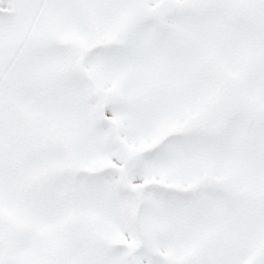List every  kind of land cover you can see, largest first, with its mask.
Here are the masks:
<instances>
[{"label":"rangeland","instance_id":"374dc122","mask_svg":"<svg viewBox=\"0 0 264 264\" xmlns=\"http://www.w3.org/2000/svg\"><path fill=\"white\" fill-rule=\"evenodd\" d=\"M0 264H264V0H0Z\"/></svg>","mask_w":264,"mask_h":264},{"label":"water","instance_id":"95a60500","mask_svg":"<svg viewBox=\"0 0 264 264\" xmlns=\"http://www.w3.org/2000/svg\"><path fill=\"white\" fill-rule=\"evenodd\" d=\"M61 47L65 48V49H69V46H68V44H66V43H62V44H61ZM94 49H96V48H91V49H88V50H86V51H87V52H91V51H93ZM100 113H101L102 120L107 124V123H108V119H107L106 116H105V107H104V106H101V107H100Z\"/></svg>","mask_w":264,"mask_h":264},{"label":"trees","instance_id":"16d2710c","mask_svg":"<svg viewBox=\"0 0 264 264\" xmlns=\"http://www.w3.org/2000/svg\"><path fill=\"white\" fill-rule=\"evenodd\" d=\"M228 90H230V91H231L232 89H228ZM202 129H205V127H204V128H202Z\"/></svg>","mask_w":264,"mask_h":264}]
</instances>
